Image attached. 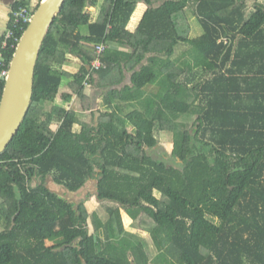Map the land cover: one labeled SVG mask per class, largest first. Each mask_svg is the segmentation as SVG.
I'll use <instances>...</instances> for the list:
<instances>
[{"label": "trees", "instance_id": "trees-1", "mask_svg": "<svg viewBox=\"0 0 264 264\" xmlns=\"http://www.w3.org/2000/svg\"><path fill=\"white\" fill-rule=\"evenodd\" d=\"M33 1L14 2L11 26L20 9L35 13ZM140 3L138 32L171 43L128 68ZM189 13L203 29L195 39ZM3 53L10 63L15 49ZM170 65L175 79L163 72ZM116 67L122 81L100 87ZM58 98L67 106L46 107ZM179 111L169 153L160 128ZM93 182L90 212L91 194L78 206L67 196ZM125 217L151 244L126 236ZM0 225V264H264V1L65 0L40 50L30 109L0 154ZM53 238L63 240L48 245Z\"/></svg>", "mask_w": 264, "mask_h": 264}, {"label": "water", "instance_id": "water-1", "mask_svg": "<svg viewBox=\"0 0 264 264\" xmlns=\"http://www.w3.org/2000/svg\"><path fill=\"white\" fill-rule=\"evenodd\" d=\"M64 2L41 0L13 55L0 104V154L14 139L30 109L40 50Z\"/></svg>", "mask_w": 264, "mask_h": 264}, {"label": "rangeland", "instance_id": "rangeland-1", "mask_svg": "<svg viewBox=\"0 0 264 264\" xmlns=\"http://www.w3.org/2000/svg\"><path fill=\"white\" fill-rule=\"evenodd\" d=\"M37 1L38 0H34L33 1L32 7H34L36 5ZM262 1H264V0H262ZM90 10L91 11H95L94 8H91ZM192 15L189 13L190 22L186 23V24L188 26H190V28L192 29L191 38L195 39V38H198V37L202 36L203 29H202L199 21L196 20V18L194 16H192ZM85 30H86V28H82L83 32H86ZM177 56H178V54H177ZM67 69L72 71V72H75L76 71V66H75V64H71V65L67 66ZM174 69H175V66H172L170 68L165 69L163 72H164V74L167 77H173V75H177L178 74V70H175V72H174ZM65 85H66V80L64 81V84L62 85V92L65 91ZM153 93H155V91ZM143 102H144L143 100L139 101V103L141 105L144 104ZM45 105L48 108L53 106V105H57V106H61V107L67 106L66 103H64L63 100L60 99V98H58L54 104L46 103ZM73 107H74V109H79L80 108V103H79L78 100L74 103ZM136 109L139 111V113L144 111V109L140 108L139 105L136 106ZM170 115L171 114L169 113V116ZM183 115H184L183 112L179 111L175 115L176 118H177L176 120H174V121L173 120H164V121H162L163 124H161L160 133H159V140H160L161 144L166 148V150L169 153H171L176 147V142H175V139H174L176 131L174 130V128H175L176 124H180L181 121H185ZM140 120L141 119H139V116H136L134 118V122L136 123L137 126H139ZM56 124L57 123H55V125ZM79 129H80L79 125H76L74 127L75 131H78ZM94 183L95 182H93V184H89L85 189H83L79 193L70 194L67 197H69V199L72 200L73 202L77 203L76 205L78 206L79 202L85 200L88 197L87 195L91 194V199L88 201L87 207H88L90 212L95 211L98 208L99 203H98L96 197L94 196L95 195V190H96ZM49 184H50V187L53 190L58 191L59 193H63L64 192V190L62 188L57 187L54 183L49 182ZM169 213L171 215H173L172 212H169ZM124 224H125L126 236L127 237H129L131 239H134V240H137V241H142V242H146L147 241L148 244H151V239H150L149 234L146 233V232H143V231H140V230H137V229L133 228L131 226V221L128 220L126 217L124 218ZM0 229H2L1 225H0ZM59 241H61V238H53V239H50L47 243H48V245H52V244L59 243ZM151 254L153 255L154 252L151 251Z\"/></svg>", "mask_w": 264, "mask_h": 264}, {"label": "crops", "instance_id": "crops-1", "mask_svg": "<svg viewBox=\"0 0 264 264\" xmlns=\"http://www.w3.org/2000/svg\"><path fill=\"white\" fill-rule=\"evenodd\" d=\"M15 1L16 0H0V41L2 40L6 30L8 29L10 25L12 5L14 4ZM146 11H147V6L145 4H142V3L138 4L133 14V17L129 23V26H128L129 30L135 35L133 44L138 48V53L135 59L131 61V63L128 65V68H132L136 64V62L140 60V57H142L145 54V51L161 50V49L166 48L171 43V41H158V40L149 39V37H147L146 35L138 32L137 30L138 24L141 21ZM71 64H75L76 71L79 69V62L77 60L69 62L65 66V68L67 69V66ZM172 66H175V65H170L168 66V68ZM175 70H178L176 66H175L174 72ZM178 74H179V70H178ZM178 74L173 75L172 78L175 79L178 76ZM122 79H123L122 71L119 67H116L110 74H108L107 77H105L103 80H99L98 85L100 87H107L110 85H115V84L120 83ZM154 91H156L154 86H151L150 88H148L149 94H151ZM75 102L76 100H74L72 105H74ZM98 103H101V101L99 100ZM78 111H79V117L81 121L88 122L91 120V116L88 112H82L80 111V108L78 109ZM61 240L63 239L61 238Z\"/></svg>", "mask_w": 264, "mask_h": 264}, {"label": "built area", "instance_id": "built-area-1", "mask_svg": "<svg viewBox=\"0 0 264 264\" xmlns=\"http://www.w3.org/2000/svg\"><path fill=\"white\" fill-rule=\"evenodd\" d=\"M33 15L34 14L32 13V10L30 8H22L19 11L14 13V22L12 26L10 25L8 27V29L6 30L2 38V41H0V80L6 81V79L9 76L10 65H11V62L8 63L5 60L3 51L7 48L15 49L16 51L17 46L21 40V38L17 36L16 32H19V33L23 32L24 26L30 24V22L32 21ZM105 50H106V45L100 44L96 46L95 51L98 55H100L104 53ZM102 67H103V64L100 61V59H97L93 62L94 70H99Z\"/></svg>", "mask_w": 264, "mask_h": 264}]
</instances>
